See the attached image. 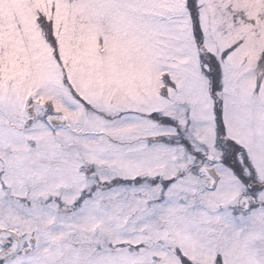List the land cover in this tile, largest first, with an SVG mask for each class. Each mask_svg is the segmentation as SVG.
Masks as SVG:
<instances>
[{
    "label": "snow or ice",
    "instance_id": "6c2138e0",
    "mask_svg": "<svg viewBox=\"0 0 264 264\" xmlns=\"http://www.w3.org/2000/svg\"><path fill=\"white\" fill-rule=\"evenodd\" d=\"M0 264H264V0H0Z\"/></svg>",
    "mask_w": 264,
    "mask_h": 264
}]
</instances>
